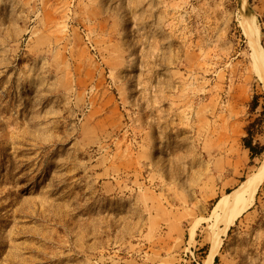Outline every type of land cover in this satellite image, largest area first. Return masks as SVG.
<instances>
[{
    "label": "rangeland",
    "instance_id": "374dc122",
    "mask_svg": "<svg viewBox=\"0 0 264 264\" xmlns=\"http://www.w3.org/2000/svg\"><path fill=\"white\" fill-rule=\"evenodd\" d=\"M263 72L264 0H0V264H204ZM213 264H264V181Z\"/></svg>",
    "mask_w": 264,
    "mask_h": 264
},
{
    "label": "bare ground",
    "instance_id": "6f19581e",
    "mask_svg": "<svg viewBox=\"0 0 264 264\" xmlns=\"http://www.w3.org/2000/svg\"><path fill=\"white\" fill-rule=\"evenodd\" d=\"M249 29L254 30V27ZM255 60L259 61L263 66L262 62L259 59L255 58ZM261 77L260 79L262 80ZM263 181L264 161L261 163L255 173L250 175V177H248L245 181L238 185L237 188L233 189L232 192L226 194L218 200L212 210V216H210L212 221L210 227L212 231L213 242L206 260L204 261V264H213V260L217 254L218 249L221 246L223 235L239 217H241L246 211L251 208L258 189Z\"/></svg>",
    "mask_w": 264,
    "mask_h": 264
},
{
    "label": "trees",
    "instance_id": "16d2710c",
    "mask_svg": "<svg viewBox=\"0 0 264 264\" xmlns=\"http://www.w3.org/2000/svg\"><path fill=\"white\" fill-rule=\"evenodd\" d=\"M256 100H253V104H252V108H254L256 105ZM258 122H255L253 124H250L247 128H246V132H247V137L243 139V145L245 147V149H247L250 152V158L254 159L255 157H259L263 152H264V146H261L260 144H256V145H252L251 143V137L254 134V127L255 124ZM217 259H215L216 263Z\"/></svg>",
    "mask_w": 264,
    "mask_h": 264
}]
</instances>
